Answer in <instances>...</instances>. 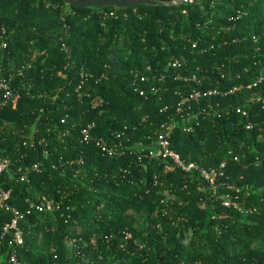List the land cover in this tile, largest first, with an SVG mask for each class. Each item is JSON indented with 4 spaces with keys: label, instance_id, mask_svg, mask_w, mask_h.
<instances>
[{
    "label": "trees",
    "instance_id": "1",
    "mask_svg": "<svg viewBox=\"0 0 264 264\" xmlns=\"http://www.w3.org/2000/svg\"><path fill=\"white\" fill-rule=\"evenodd\" d=\"M209 2L0 0V81L19 93L0 107V191L21 216L19 262L264 264V0ZM135 73L163 79L141 84ZM192 75L198 86L175 79ZM192 90L218 95L175 113ZM161 126L180 159L220 173L213 188L195 170L164 172L169 161L143 156ZM95 139L122 154L102 156ZM40 198L50 212L35 210ZM11 220L0 209V236Z\"/></svg>",
    "mask_w": 264,
    "mask_h": 264
},
{
    "label": "built area",
    "instance_id": "2",
    "mask_svg": "<svg viewBox=\"0 0 264 264\" xmlns=\"http://www.w3.org/2000/svg\"><path fill=\"white\" fill-rule=\"evenodd\" d=\"M209 1H210L209 2L210 6L218 2V0H209ZM170 2H180L181 4H191L192 0H171ZM191 48H194V45H191ZM62 49H63V46H62ZM168 66L173 69V68L178 67L179 64L176 60H172L168 63ZM145 70L149 72V67H146ZM135 75L138 76V81L141 84L147 83V82L153 83V81L159 82L163 79L162 76L152 75L148 78L147 76H144L139 73H135ZM175 79L183 83H192L195 86L199 85V81L196 80L193 75L189 77L176 76ZM249 87L250 86H246L245 89H249ZM149 90L155 91L156 89L154 88V86H150ZM235 90L236 88H233L231 91H229V93ZM0 91L2 93L0 107L6 105L7 103L13 104L15 103L16 100L19 99V93L17 91L11 90L9 88L8 82L0 81ZM133 91L137 93L139 97H142L144 94V91L142 89H139L138 87L133 88ZM214 95H218V92H216L215 90H206L203 92L192 90L186 96L181 97L179 101L175 104L174 106L175 113H181L182 111L189 110L190 103L193 101H196L200 98H205V97L214 96ZM241 114L243 115V113ZM160 128H161V131L156 135V140L154 144L151 147L147 148V152L143 156L146 158L158 159L162 162L169 161L170 164L164 165L163 167L164 172H169L171 170H179L183 173H189L190 171L195 170L199 173L200 177H202V179L207 182L208 186L213 188L214 179L216 175L220 176V173L213 171V170L206 171L204 169L197 168V166L194 163L184 162L182 159H180V157L176 153H174L169 148V142H168L167 137H168V134L171 128L170 127L164 128L163 126H161ZM92 129H93V124H87L83 129H81L80 136H81V141L83 143L86 144L91 139L90 130ZM116 137L118 138V136ZM94 146L98 149V151L100 152L102 156L107 157V158H112V157L122 154L119 148L120 144H116V145L109 144L107 142H104L101 139H95ZM233 160L235 161V158H233ZM7 165L8 163L6 161L0 160V174L2 173L3 170L6 169ZM222 167H223V164L219 166V168H222ZM32 169L36 170L37 165H33ZM8 194H9V191L7 192L0 191V209L9 212L12 216L11 222L2 228V233L0 236V247H1V240L4 234L7 233L8 231H12V237L7 242V245L11 246L12 249L7 253L5 264H22L17 259V254H16L17 252L16 248L21 246L23 243L21 234L16 228V221H18L21 218V216L16 210H14V208L6 205L5 202L8 198ZM228 204H229V201L227 197H223L221 199V205L224 207H227ZM34 208L38 213L50 212L52 210V204L49 200L45 198H40L38 199L37 204L34 206ZM69 241L70 240H68L67 242ZM90 245L91 246L94 245L93 240L90 241ZM53 259H55V257H53Z\"/></svg>",
    "mask_w": 264,
    "mask_h": 264
},
{
    "label": "water",
    "instance_id": "3",
    "mask_svg": "<svg viewBox=\"0 0 264 264\" xmlns=\"http://www.w3.org/2000/svg\"><path fill=\"white\" fill-rule=\"evenodd\" d=\"M61 2L69 7L74 8H103L111 7L114 9L119 8H130L138 5H149V6H179L180 2H154L149 0H128V1H119V0H85V1H75V0H61Z\"/></svg>",
    "mask_w": 264,
    "mask_h": 264
},
{
    "label": "rangeland",
    "instance_id": "4",
    "mask_svg": "<svg viewBox=\"0 0 264 264\" xmlns=\"http://www.w3.org/2000/svg\"><path fill=\"white\" fill-rule=\"evenodd\" d=\"M124 215L126 217H133L134 216L133 212L130 210L126 211L124 213ZM72 231L74 232L75 235H79L81 233V231L78 228H74V229H72ZM65 247H66L69 255H71L72 253L75 252L74 241L70 240L69 242H66ZM0 263L3 264V261L0 260Z\"/></svg>",
    "mask_w": 264,
    "mask_h": 264
},
{
    "label": "crops",
    "instance_id": "5",
    "mask_svg": "<svg viewBox=\"0 0 264 264\" xmlns=\"http://www.w3.org/2000/svg\"><path fill=\"white\" fill-rule=\"evenodd\" d=\"M0 264H2V263H0Z\"/></svg>",
    "mask_w": 264,
    "mask_h": 264
}]
</instances>
